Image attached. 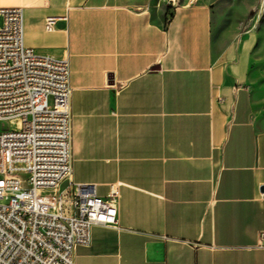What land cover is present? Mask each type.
<instances>
[{"label": "crops", "instance_id": "0c3cea01", "mask_svg": "<svg viewBox=\"0 0 264 264\" xmlns=\"http://www.w3.org/2000/svg\"><path fill=\"white\" fill-rule=\"evenodd\" d=\"M0 7L22 9L24 45L67 60L70 180L118 184L116 227L92 226L74 264H264V103L207 3Z\"/></svg>", "mask_w": 264, "mask_h": 264}, {"label": "built area", "instance_id": "2783aa9c", "mask_svg": "<svg viewBox=\"0 0 264 264\" xmlns=\"http://www.w3.org/2000/svg\"><path fill=\"white\" fill-rule=\"evenodd\" d=\"M22 19L20 7H0V264H74L92 226L116 227L118 184L99 196L70 180L67 60L24 45Z\"/></svg>", "mask_w": 264, "mask_h": 264}, {"label": "rangeland", "instance_id": "374dc122", "mask_svg": "<svg viewBox=\"0 0 264 264\" xmlns=\"http://www.w3.org/2000/svg\"><path fill=\"white\" fill-rule=\"evenodd\" d=\"M207 3L214 17V32L240 43L248 60L247 83L264 103V0H196ZM13 118L1 123L17 127Z\"/></svg>", "mask_w": 264, "mask_h": 264}]
</instances>
